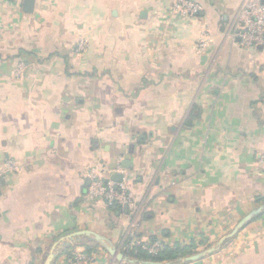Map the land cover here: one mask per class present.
<instances>
[{
    "label": "crops",
    "instance_id": "1",
    "mask_svg": "<svg viewBox=\"0 0 264 264\" xmlns=\"http://www.w3.org/2000/svg\"><path fill=\"white\" fill-rule=\"evenodd\" d=\"M24 1L0 0V170L18 165L0 176V264H44L83 229L188 248L167 264H264V211L185 261L264 203V46L242 45L244 0H192L190 17L175 0ZM93 169L128 178L132 202L87 200ZM52 264L126 263L84 238Z\"/></svg>",
    "mask_w": 264,
    "mask_h": 264
},
{
    "label": "built area",
    "instance_id": "2",
    "mask_svg": "<svg viewBox=\"0 0 264 264\" xmlns=\"http://www.w3.org/2000/svg\"><path fill=\"white\" fill-rule=\"evenodd\" d=\"M200 7L192 0H175L174 10L180 11L184 16H194ZM237 28L239 29V36L243 46L258 47L264 46V0H244L240 6ZM88 46L87 39L80 38L77 42V49L84 50ZM23 66H19L17 74L21 73ZM120 167L117 166V169ZM18 169L17 163L8 159L5 167L0 170V176L5 173L13 172ZM88 178L90 185L86 192L87 200H104L110 205H128L133 200V193L130 189L128 178L123 179L121 182H116L111 178H104L96 169L89 171ZM140 247L149 251L150 253L157 254L160 250L157 244H144L139 239L130 240L128 246L123 249H134ZM122 249V247H121ZM83 258L93 260L94 254L82 255Z\"/></svg>",
    "mask_w": 264,
    "mask_h": 264
},
{
    "label": "water",
    "instance_id": "3",
    "mask_svg": "<svg viewBox=\"0 0 264 264\" xmlns=\"http://www.w3.org/2000/svg\"><path fill=\"white\" fill-rule=\"evenodd\" d=\"M35 0H25L24 1V10L31 12L34 7ZM128 207V206H127ZM264 211V203L259 207L247 214L236 226L235 228L226 236H224L218 243L206 248L203 251L197 252L185 258V261H196L207 254H211L216 251L223 242L228 238L234 236L242 227H244L248 222L253 218L259 216ZM87 238L93 242L99 244L104 250H106L115 260L121 263L126 264H167L164 261H155V260H144L138 259L128 255L123 251L119 246H117L109 237L99 232L90 229H83L74 231L65 236L59 238L51 247L50 252L44 262V264H52L53 261L59 256V253L62 249L70 246L74 242H79Z\"/></svg>",
    "mask_w": 264,
    "mask_h": 264
},
{
    "label": "trees",
    "instance_id": "4",
    "mask_svg": "<svg viewBox=\"0 0 264 264\" xmlns=\"http://www.w3.org/2000/svg\"><path fill=\"white\" fill-rule=\"evenodd\" d=\"M186 247H180L173 249L170 247H167L163 251H159L157 254L149 253L147 250L142 249L140 247L134 248V249H123L128 255L138 258V259H144V260H155V261H164L167 259H173L175 256H182L186 255L187 252ZM89 250H93V248H90Z\"/></svg>",
    "mask_w": 264,
    "mask_h": 264
}]
</instances>
